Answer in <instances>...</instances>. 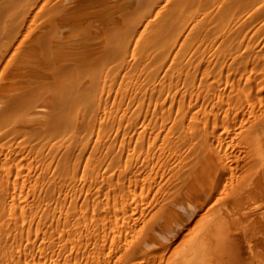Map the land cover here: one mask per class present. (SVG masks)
Masks as SVG:
<instances>
[{
	"label": "rangeland",
	"instance_id": "1",
	"mask_svg": "<svg viewBox=\"0 0 264 264\" xmlns=\"http://www.w3.org/2000/svg\"><path fill=\"white\" fill-rule=\"evenodd\" d=\"M33 1L22 0L20 11L14 12L17 16H12V19L11 15L8 16L10 19L6 23L9 25L5 26L10 27L11 20L15 18V23L17 20L18 25L22 24L17 25L19 28L12 25L15 26L14 31L12 26H6V30H1L5 29L2 28L4 24L0 27V32H3L0 33V45L3 43L4 46L0 47L2 58L7 59L12 54L14 48L7 45L21 37L25 26L32 22L29 5L37 3L32 7L35 11L45 2ZM47 1L50 6L47 4L43 14L55 4V0ZM82 1L94 3L91 8L81 11L84 16L83 38L98 47L91 50L90 55L84 57L85 63L75 69H72L74 63L70 61L48 67V73L45 71L47 74L44 73L40 79L44 83L47 81L52 90L47 82L44 84L36 77V83L39 79V83L45 85L40 87L43 90L37 91L38 94L30 90L34 94L29 96L36 103H31L29 96L24 97L29 91L22 93L24 90L17 89L20 97L14 93V98H19L16 102L25 105L24 97L25 101H30H27L30 106L26 104L21 108L16 103L14 108H19V112L14 108L10 110L15 111L16 116L13 113L9 116L11 112L8 115L0 112L5 116L0 118V264H81L96 252L92 247L95 243L102 244L103 235L109 229L106 227H110L109 221L116 217L118 220L120 214L121 219L115 222L122 224L124 215L135 212L142 215L140 220H132L138 223L135 225L147 227L146 224L153 220L151 215L156 217L158 214L156 207L161 209V204L165 205L164 200L167 203L182 182L180 176L176 175L177 182L172 176L176 169L174 164L180 162L176 155L181 157L185 151L193 153L195 143L197 147L204 146V127L208 125L206 127L212 130L216 113L218 118H222L224 109L233 106L224 105L230 94L236 98L237 90L249 82L248 87L256 90L255 83L260 82L259 78L264 80V4L260 0H188L176 11L166 0H126L136 2V5L123 10L118 21L108 24L110 27L101 22L110 14L119 13V0ZM255 7L260 8L256 9L258 14L262 11L261 15L256 14ZM18 14H23V17ZM47 15L40 16L38 24H43ZM20 18L23 19L20 21ZM5 31H8V36ZM2 58L0 56V74L4 64ZM56 66L69 68L60 80L48 76L54 73ZM8 69L6 74H12L6 75L7 82L1 75L0 86L9 83L13 75L12 69ZM249 69L255 72L252 76L257 77L255 83L249 77ZM72 76L78 77V81L71 82ZM49 78L55 82L51 83ZM41 83L40 86L43 85ZM42 92H45L43 98ZM37 95L41 96L40 101ZM45 100H48L47 104ZM39 105H42L41 109ZM36 110H45L48 115L52 113L51 118L54 116L55 120L50 115L46 118L45 111L38 115ZM29 116L39 122L35 123ZM29 118L31 124L36 125L27 129L22 120L30 121ZM203 119L207 122L205 126ZM188 122L199 123V132L193 128L197 125L193 123L192 127ZM181 126L185 127L187 134ZM181 135L194 140L205 138H202L203 142L198 140V144L197 140H190L189 145L186 138H183V143ZM181 142L188 144L189 148ZM196 154L189 156L193 160ZM171 181L174 185L179 184L173 186ZM147 202L149 207L145 206ZM143 205L146 210L142 209ZM131 211L133 213L129 214ZM103 220L108 221L109 226Z\"/></svg>",
	"mask_w": 264,
	"mask_h": 264
},
{
	"label": "bare ground",
	"instance_id": "2",
	"mask_svg": "<svg viewBox=\"0 0 264 264\" xmlns=\"http://www.w3.org/2000/svg\"><path fill=\"white\" fill-rule=\"evenodd\" d=\"M34 1L37 2L36 0ZM46 1L47 0H45V2L40 7H38L39 9L35 11L32 9L37 5V3L34 6H32L34 4L33 2H32L33 4L31 3L32 4L31 6L29 5L30 8L29 7L28 8L30 12H32V16H31L32 18L31 20L30 19L29 20L30 22L31 21L32 22L29 23V25H26V26L24 25L25 29L22 26V29H24L23 30L24 32H22L21 37H18L16 40L14 39L15 41L13 40L11 44L8 43L9 41H7V43L10 44L7 46H10L9 47L10 49H12L11 47L14 48L12 49V54L8 53L10 54V56L7 59L2 58V54H1L2 52L0 53V56L3 59V63H4V64L2 63L3 70H1L2 73L0 74V76L1 75H2L1 77L4 76L3 77L4 81H6L5 80L6 75L10 74V73L6 74V69H8L9 67L12 69V72H13V75L11 76V78L9 77L10 78L9 83H6V84L1 83L2 85L0 86V112L5 113V115L6 113L8 115V112H11L10 110L14 108V105L16 103L18 104L22 103V102H16L19 99L18 97H20L19 94L17 93L19 90L17 89H21L22 91L24 90L23 92L20 91L22 93H24L25 91L30 92V90L36 93L37 91L38 92L42 91L43 89L41 88H44L45 86L44 84L47 82L45 81L44 83V81L42 80L43 79L42 77L44 76V73L46 72L48 73V67L53 68L56 64L63 65L65 64V62L70 61L74 63L72 65L73 66L72 69H75V67L77 68V66L79 67L80 65L85 63L84 57L90 55L89 52L91 50L94 51V49L98 47L95 44L90 45L83 38L84 33H85L83 29L84 16L82 15L81 11L84 10V8L85 9L91 8L90 6L94 5L93 2L82 3L84 2L82 0H55L54 1L55 4L53 5V8L51 10L49 9V11L47 12L48 13L47 15V13L46 14L42 13L44 12L45 7L50 4V3L48 4V1L47 2ZM166 1L170 5V8L174 11H176L177 9H180L179 7L182 6V4L188 2V0H166ZM262 1L264 0H260V2L263 5L264 3ZM21 2L22 0H0V4H2L0 6V27L3 24L4 26H2V28L3 27L5 28L7 25H9L6 22H8L10 18L12 19V16L16 14V13L14 14V12L20 11L18 9H21L20 7ZM165 3L161 6V8H163ZM118 4L121 8L119 13H113L112 15L110 14L104 19L103 22H101L102 24L106 26L109 23L111 24L114 20H117L122 15L123 10H127L131 8L132 6L134 7L136 5V2H131V1L127 2L126 0H119ZM258 6H260L261 8V5H258ZM256 8L258 7H255L254 9L255 12L258 9H260V8L258 9ZM258 11L256 14H258ZM260 12L258 15H261ZM252 14L251 15L249 14V15L252 16ZM9 15H11V17L8 19ZM19 15L22 16L23 14H18V16ZM26 15L28 16V14ZM43 15H47L48 17H46L47 19L45 20V22L43 21L44 22L43 24L39 23L40 24L39 25L37 20L40 16H43ZM263 15H264V10H263ZM16 16L17 15H15V17ZM250 16L248 19H250ZM41 18L39 19L41 20ZM44 18L45 17H43V19ZM13 19L14 21L11 20L12 24L10 23V27L12 25H15L16 29L19 28L18 26L20 25L21 23L20 21L23 18H20L19 25L17 23V20H16V23H17L16 24L15 18ZM5 24L7 25L5 26ZM14 27L12 26L11 29L13 28L14 30ZM107 27H110V26L108 25ZM6 28L1 29V30H6ZM6 33H8V31L4 32V34ZM19 34L17 33V36ZM6 35L8 36V34ZM2 37L4 38L5 35ZM0 40L2 41V39ZM1 46H3V43L2 45H0V47ZM2 48H4V46ZM11 65L13 67H11ZM68 69L69 68L66 66H63V67L56 66L53 69L54 73L51 70L52 74H48V76L51 78H58V79L61 78L62 79V76H64V74L67 73ZM83 69L84 68H82V70ZM262 71H263V76H264V68ZM256 72H258V70ZM253 74H255V72L250 70L249 77L252 78ZM36 77L39 79L42 78L40 80H42L44 84L41 82L40 83L43 84L42 85L43 87L40 86L39 79L37 80V83L35 82ZM256 78L253 77L252 78L253 81ZM65 79L63 78V80ZM77 79L78 77L72 76L71 80L73 81L71 80L70 81L77 82L78 81ZM259 80L260 82L258 84L255 83L254 81V83L256 84V88H255L256 90H253L254 88L252 86H251L252 88L248 87V84L250 83L249 82L248 84H246L247 87L243 85L244 88L237 90L238 95L236 96V98H234L235 97L234 95H233L234 97L231 96L233 93L232 91H230V93L232 94H230V98L227 99V101L224 100L225 101L224 105L226 106L228 104H231L233 106L231 108L229 106L228 107L226 106L227 108L224 109V113L221 112L223 114L222 118H218L219 114L216 113L217 117L215 118V120L213 119L214 121L211 124L212 130H209L208 128H211V127L207 128L206 126L208 125L204 124L207 122L208 124H210L209 119L211 117L208 118L207 122L205 120L206 117L205 119H203L205 121L203 122V125L204 126L206 125L204 127L206 128L205 129L206 131L203 130L206 132L204 133V135L206 134V138L201 137V140H204L202 138H205L206 141L205 143H203L204 146L202 144H201L202 146L200 145H199L200 147L198 146L200 151L199 149L196 150L198 147L195 146L196 143L194 144V142H196L197 139L194 140L195 138L188 139L185 137L189 141V142L186 141V143L188 144L189 143L191 144L190 140H194L193 144H194V147L196 148L192 147L193 153L194 154L197 153V154L193 160L192 158H190V156L194 155L192 152H191L192 155L188 154V151L187 153L185 151V154H182L181 157L180 155H176L177 157L179 156L178 158H180L181 163L177 162L178 164H174L175 165L174 167L176 169H175V172L172 173L173 174L172 176H174V179H176L177 177L176 175L180 176V179L182 182L180 183L179 188L176 189V192L173 189V187H171L174 190V193H173V190H172L173 194L171 193L173 197L169 200L167 199L168 200L167 203H166V200H164L165 205L162 206L161 204V209L157 208L158 206L156 207V209H158L157 216L156 214L154 215L156 217H153V215H151L153 218V220H151L152 222L151 221L149 222L150 219L148 220V222L151 224L148 226L149 223L147 222L148 223L146 224L147 227H143L142 224H141L142 226L135 225L136 222L134 223L132 220H135V221L140 220V218H142V215L135 213L133 210L134 209L133 207H132L133 208L132 210L134 213L132 211L129 213V214L133 213V215H128L126 211L127 215H124L122 224H120V222L119 223L115 222L121 219L120 218L121 214L118 220H116L117 217L116 218L113 217L115 220L112 219L113 221H109L110 227H106L105 225L109 226V223L108 221L105 222L103 220L105 225L104 223L103 224L101 223V224L104 225L106 228H109L108 232L104 231L106 234L103 235L102 244L95 243V246L92 247L94 252L96 251L95 252L96 254L91 253V255L89 256L88 255L89 253H88L87 254L89 256L88 260L85 259V262L81 264H264V80L260 78ZM53 82L55 81L52 80L51 83ZM38 83H39V86H38ZM48 85L50 84L48 83ZM55 86L57 87V85ZM37 87L39 88L41 87V88L39 89ZM58 87H59V84H58ZM49 88H51V90L53 89L51 85ZM69 88L70 87L68 86L67 90ZM15 90L17 91L15 92ZM32 92H30L29 94L25 93L26 96L22 93H20V95L22 94V96L24 95V97L27 98V96L31 95ZM77 92H80V91H77ZM14 93L18 95L17 97L18 99L14 98L15 96ZM44 93L42 92V98L44 97L43 96ZM33 94L34 93H32V95ZM37 96L39 97L40 95H37ZM24 97H23L24 102H26V104L30 106V104H28L27 102L29 100L26 99L25 101ZM40 97H39V100L37 98L38 101L42 99V98L40 99ZM31 98L33 99V97H30V99ZM32 99H31V103L32 102L33 104L36 103L34 100L32 101ZM234 100H235V104H233ZM47 101L45 100V103ZM33 104H31L32 108L34 106ZM42 104L44 105V103ZM50 104L52 105L54 103L52 102ZM56 104H58V101ZM19 105L18 107H21V108H24L23 106H25L23 104H22L23 106L21 105L19 106ZM39 106L41 109L42 105H39ZM15 108L17 109V107ZM15 108L14 110L16 112H19L18 111L19 108L17 110ZM25 108L27 109L28 107H25ZM15 111L14 113L11 112L9 116L12 113H13V116H16ZM22 111L25 112V110H22ZM36 112L38 113V115L40 114V116L43 113L37 110ZM2 113L0 115V118L1 116L5 118V116ZM55 113L57 112L55 111ZM20 114L22 115V113ZM50 114L52 113H49V115ZM21 115H20V118L24 119V117H22ZM47 115L48 113L45 116L46 118H47ZM54 115L56 116V114ZM4 118L2 119L4 120ZM30 118H29L30 121L22 120V125L27 127V129H29L28 127L30 126L32 127L36 125V124L35 125L31 124L32 118L31 119ZM50 118H51V115H50ZM51 119L55 120V117L53 116V118ZM32 120H35V123L39 122V121L36 122V118ZM57 120L58 119H56V121ZM17 122L20 123L19 121ZM52 122L53 121L51 120V123ZM188 124H190L191 126L192 124L196 126L199 123L196 124L195 122H192L191 124L188 122ZM188 124H186V126ZM52 125L54 124L52 123ZM55 125H57V122H55ZM182 125H185V124H182ZM203 125H201V128ZM193 128L197 130L198 125L197 127H193ZM184 130H185V127L183 131ZM186 130L189 131V128L187 129L186 127ZM194 130H192L193 131L191 132L192 134L194 133ZM201 130L202 129H200V131ZM32 131L34 132V130ZM184 134H187V133L185 132ZM192 134L190 138L192 137ZM198 134L199 135L201 134L202 136H204L203 133H198ZM181 136L183 139L184 136L186 135L184 136L181 135ZM197 136H194V137H197ZM198 140L201 141L200 139ZM198 140H197V144L199 143ZM184 142L185 140L183 141V143ZM183 143L181 142V145ZM186 143L183 145H186ZM188 144L186 145L187 147H188ZM179 145L180 144H178V146ZM186 146H184V148H187ZM194 150H196L197 152L195 153ZM179 170L180 172L182 171L181 175H180V172L176 174V172ZM157 172H160V171H157ZM169 173L171 175V172ZM168 179L170 178L168 177ZM176 182H177V179H176ZM176 184L178 185L179 183H176ZM175 185L173 184V186ZM171 188H169V190ZM143 204H146V203H143ZM134 205L135 203H133V206ZM136 205L139 206L138 204ZM145 206L149 207V203L147 202ZM145 206L142 209L145 208L146 210ZM145 210L143 212H145ZM137 212H140V211H137ZM115 214L117 213L115 212ZM109 220H111V218ZM131 223H134V224L132 225ZM64 263H65V259H64Z\"/></svg>",
	"mask_w": 264,
	"mask_h": 264
}]
</instances>
